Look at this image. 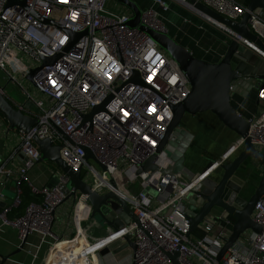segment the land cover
<instances>
[{
  "label": "built area",
  "instance_id": "built-area-1",
  "mask_svg": "<svg viewBox=\"0 0 264 264\" xmlns=\"http://www.w3.org/2000/svg\"><path fill=\"white\" fill-rule=\"evenodd\" d=\"M0 0V71L21 85L26 102L20 106L35 116L38 123L31 133L20 132L14 156L23 153L27 160L16 169L0 166V183L15 182V197L0 211L1 227L11 225L19 230L21 241L34 245L31 234L40 235V244L51 245L53 261L63 264V253L56 258L58 244L74 245L77 256L86 253L88 264H95L99 253L117 240L130 237L136 245L132 255L135 264H172L167 253L180 252L182 264H264V193L258 199L252 217L262 226L260 234L247 231L228 250L221 261L217 255L227 242L234 224L227 212L210 214L200 225L202 236L191 231L185 196L222 163L227 162L244 142L233 151L213 160L189 183L179 174H164L161 169L174 162L166 148L157 149L170 122L173 106L185 100L191 85L178 62L159 43L139 27L129 26L131 12L109 7V0ZM170 1L226 33L264 59V50L254 41L238 35L230 27L204 18L189 0H153V6L142 10L141 23L169 33L166 12ZM220 14L239 21L247 6L237 0H198ZM185 21H191L185 17ZM203 27V26H201ZM250 29L264 42V9L250 11ZM72 33H83L67 50ZM59 55L53 64L44 65L42 57ZM27 59L30 65L25 62ZM40 68L28 79L33 69ZM28 79L36 97L18 80ZM141 81V82H139ZM3 86L0 84V89ZM5 93V87L2 89ZM258 108L248 121L249 134L255 147L264 154V88L256 89ZM32 104L33 108L29 106ZM105 104L92 121L84 120L94 107ZM33 135L49 138L61 145V156L73 169H81L82 178L95 190H114L126 199L141 222L126 224L119 230L89 240L82 220H90L92 207L85 194L78 191L70 177L60 171L56 185L37 186L28 180V172L42 156ZM87 146L107 167L117 182H110L102 168L85 158ZM156 155L160 169L138 170ZM224 155L226 157L224 158ZM99 164V163H98ZM212 164H216L212 167ZM101 167V166H100ZM85 177L90 178L88 182ZM140 182V185H137ZM27 184L36 200L30 202L23 215L11 218L22 204L23 185ZM67 186L68 189L63 187ZM152 187L155 195L145 189ZM74 200L73 212L77 234L66 241L53 231L56 210ZM83 202L84 207L79 208ZM36 257V256H35ZM97 264V263H96Z\"/></svg>",
  "mask_w": 264,
  "mask_h": 264
},
{
  "label": "water",
  "instance_id": "water-1",
  "mask_svg": "<svg viewBox=\"0 0 264 264\" xmlns=\"http://www.w3.org/2000/svg\"><path fill=\"white\" fill-rule=\"evenodd\" d=\"M116 1L131 12L132 17L129 26L139 27L151 35L162 49L178 62L191 85L188 97L173 106V119L162 136V141L157 149V153H161L166 148L174 162L171 167L161 169V171L164 174H179L181 181L184 183H189L200 174H196L186 164L187 152L195 139V134L187 127L182 126L187 115L195 116L210 112L238 138L244 139L243 145L231 155L227 162L214 169L215 171L202 179L199 185L185 196L192 232L215 211L227 212L234 218L231 234L217 255V260L221 261L228 250L247 231L251 230L258 234L262 232V226L254 221L252 214L258 199L264 193V154L255 147L252 141L249 134L251 125L248 118L237 110L232 101L235 92L243 94L244 89L251 91L264 88V59L244 46L239 37H235L228 44L223 58L218 62H210L196 56L191 48L178 42L169 33L158 32L142 24V9L134 0ZM14 2L16 0H10L8 5ZM21 3L25 4V0ZM189 3L193 4L204 18L230 27L239 36L256 42L264 50L263 40L249 27L250 11L257 8L264 9V0H247V12L239 21L220 14L198 0H189ZM82 34L70 32L72 40L66 49L68 50ZM58 56L42 57L44 65L53 64ZM39 69H33L28 79L31 80ZM2 89L3 87L0 89V114L7 120L9 129L26 134L31 133L32 128L38 123V119L13 105ZM104 107L105 104L94 107L89 114L84 116V120L92 121L94 114L103 110ZM33 140L42 154L39 162L49 161L66 173L75 187V191L72 193L73 196L78 191L88 197L92 207L90 222L101 233L105 232L103 228L107 227L105 233L108 234L131 222H135L141 227L140 219L130 208L124 197L114 190L100 193L83 180L81 169L75 170L64 161L60 153L61 145L53 144L51 139H41L37 135H33ZM84 150L85 158L99 163L110 182L117 188V182L108 173L107 167L97 159L89 147L85 146ZM21 157L23 160H27L23 153H21ZM155 159L156 155L143 163L137 173L160 169L155 164ZM247 161L252 165L260 166L262 169V176L253 192L246 189L247 181L239 174V170ZM63 188L68 189L67 186ZM70 198L71 195L67 197L66 201ZM97 215L102 218V222L96 219ZM102 236L100 235L97 238ZM25 242L26 239L20 245L18 251L25 247ZM136 248V243L130 237H125L111 242L101 253L112 252L117 260H121L132 256ZM167 256L172 264H182L180 252L167 253ZM10 258L11 255L0 253V264H4Z\"/></svg>",
  "mask_w": 264,
  "mask_h": 264
},
{
  "label": "crops",
  "instance_id": "crops-1",
  "mask_svg": "<svg viewBox=\"0 0 264 264\" xmlns=\"http://www.w3.org/2000/svg\"><path fill=\"white\" fill-rule=\"evenodd\" d=\"M142 10L153 6V0H134ZM239 1V0H237ZM239 1V2H243ZM110 3V1H109ZM171 7L178 8V4L170 1ZM114 9L121 10L123 12H130L127 8L122 5H116L113 7ZM179 12L180 14H178ZM180 11H172L166 12L165 16L167 17V21L172 22L175 26L182 25L183 21L181 18ZM182 21V22H181ZM200 21V20H199ZM196 24V25H195ZM188 23V25H182L183 30L185 33L188 34L187 40L188 45L187 47L191 48L193 53L200 58L207 59L210 62H218L220 61L223 56L225 55L228 44L231 42L232 38L227 35L226 33L218 30L213 29L211 27H206L202 21L197 23ZM199 24V25H198ZM203 24V25H202ZM203 26V27H201ZM170 32V30H169ZM174 37L175 34H173ZM253 92V93H252ZM12 102V101H11ZM26 99L22 103H17L16 107H20L24 105ZM233 102L236 104L237 110L246 118H250L252 114L258 108V101H257V93L256 90L253 89L251 91L243 90V94L235 92L233 95ZM29 106H33L29 104ZM33 108V107H31ZM195 116H199L204 120L203 130L200 128L197 130H193L192 128L188 127L194 134L195 139L191 144L186 156V164L187 166L193 170L196 174L203 172L212 162V158L220 157L222 155V151H224V147L220 145V149H216L217 143H223L224 141L226 144V136H234L235 139L238 138L233 132L227 129L215 115L210 112L201 113ZM213 125H210L213 123ZM211 126V127H210ZM200 131V132H199ZM20 131L9 129V125L7 120L0 114V166L6 164L11 169H16L18 165H21L24 161L21 155L14 156L15 149L18 148L20 142ZM232 134V135H231ZM193 146L198 147L199 152L195 154L196 158L188 157L189 151ZM225 146V145H224ZM194 147V148H195ZM188 159H190L188 161ZM216 164H212L214 168ZM262 170V169H261ZM60 168L55 164H42L37 163L33 168H31L28 172V180L32 181L37 186H54L58 182V172H60ZM215 171V170H213ZM262 176V174H261ZM3 176H0V181L3 180ZM15 192V182L9 181L6 184L0 183V211L6 204H10L12 202L13 194ZM149 194L155 195V191L153 189L152 192L147 191ZM71 201V200H70ZM69 202V201H67ZM71 206H65V204L58 207L56 210V219L53 225V231L59 236V240H68L74 237L77 234V230L75 227L76 221L74 219L73 212V204L74 200L71 201ZM84 207L83 202L79 203V208ZM222 213L221 211H215L213 214L217 215ZM12 216V213H11ZM83 229L86 231L89 240H95L98 236L105 235L107 232V227L104 233L94 227L90 220L83 219L81 221ZM2 224V220L0 218V225ZM199 229V228H198ZM199 232L202 230L199 229ZM101 233V234H100ZM198 235V233L196 234ZM31 242L34 245H26L22 250L18 251L20 245L22 244L19 230L11 225H4L1 227L0 230V253L3 255H11V258L6 261L4 264H50V261H53V251L51 250V245L44 243L40 244V235L39 234H31L30 236ZM67 244L63 246H59V248H66ZM74 245L72 243L69 244L67 247V253L62 252L59 250V257L60 251L63 253V260L62 262H69L77 257H82L85 260L82 261V264H88V258L86 253H83L81 256H77L75 252H73ZM75 254V256H74ZM36 256V257H35ZM132 264L133 258L132 256L123 258L121 260H117L114 257L112 252L109 253H99L97 257V261L95 264Z\"/></svg>",
  "mask_w": 264,
  "mask_h": 264
},
{
  "label": "rangeland",
  "instance_id": "rangeland-1",
  "mask_svg": "<svg viewBox=\"0 0 264 264\" xmlns=\"http://www.w3.org/2000/svg\"><path fill=\"white\" fill-rule=\"evenodd\" d=\"M109 1H110V3H108V4H109V7L110 8H113L116 5H120V3L117 2L116 0H109ZM239 1H242V0H239ZM178 7L179 8H172V10L174 9L175 11L177 10V11H180L181 13H183V14H181V18L180 19H182V21H183L184 24L188 25V22L185 21V17H186V18H188L191 21L190 23H194L195 24L197 22L202 21L203 24H205L206 27H211L212 26L211 24L207 23L203 19H201L198 16L194 15L193 13H191L189 10L185 9L184 7L179 6V5H178ZM177 13L180 14L179 12H177ZM183 23H182V25H183ZM182 25L175 24V26H174V24L172 22L170 23V21H168V27H169V30H170L169 34H171V35L172 34H175V36H177V38H178L179 35L182 36V39L179 40V41H182L184 38L187 39V36H188V34L185 33V31L183 30L184 26L182 28ZM212 28L214 29L215 27L212 26ZM25 62L30 65V62L27 59H25ZM18 80H19V82H21L22 85H24L26 88H28L32 92V94L34 96L39 97L38 96V93H35V90H34V87H33V84L31 83V81H29L28 79L21 80V77L19 75H18ZM0 84L3 87H5V94H6V96L14 104L22 103V102L25 101L26 95L22 92L21 85L19 83L15 82V81H12L7 74H5L4 72H1V71H0ZM203 122H204V120L202 118H199V116L187 115L184 118V120H183L182 126L183 127H187L188 126V127L192 128L193 130H195V129L197 130V128L198 129L200 128V130H203V125H204ZM213 124H214V122L211 123L210 125H213ZM236 139H235L234 136H230V135L229 136H226V138H225L226 144H225V141H224V145L225 146L223 145V143H217L216 144V149L219 150L220 149V145H222V147H224V151H222V155H223L225 153V151H227L231 147V145L236 141ZM236 144H237V142H235V144L232 146V148L234 147V149H235V145ZM194 147L195 146H193V148H191L190 151H189V155H188L189 158L191 156L194 157V158H196L195 154L197 152H199V154L201 155V152L199 151L198 147H195V148ZM228 152H229V150H228ZM212 159L215 160L217 158L214 157ZM189 160L190 159H188V161ZM92 163L95 164L96 166H98L99 168H101L100 165L96 161L92 160ZM42 164L43 165L44 164L51 165L52 163L49 162V161H45V162H42ZM239 174H240V176L242 178H244L248 182L246 189L249 190L250 192H253L255 190V188L257 187L258 183H259V180H260L259 178H261L262 170H261V167L260 166H258V165L251 166V163H249L248 165L244 166L240 170V173ZM85 179L88 182H91L90 178L85 177ZM137 185H140V182H137ZM69 186L71 187L72 186V183H69ZM145 190L152 192L153 191V188L152 187H147ZM15 195H16V193L14 192L13 197H15ZM70 200L72 201L73 199L67 200L69 202L66 201L64 203L65 206H71L72 205V202ZM96 219L98 221L102 222V218L99 215L96 216ZM61 249L64 250V253H67V249L59 248V250H61Z\"/></svg>",
  "mask_w": 264,
  "mask_h": 264
},
{
  "label": "trees",
  "instance_id": "trees-1",
  "mask_svg": "<svg viewBox=\"0 0 264 264\" xmlns=\"http://www.w3.org/2000/svg\"><path fill=\"white\" fill-rule=\"evenodd\" d=\"M242 4H244V5H247V0H244L243 2H242ZM173 8V7H172ZM179 8V7H178ZM177 11V10H176ZM171 35V34H170ZM172 36H173V34H172ZM176 38V37H175ZM182 39V36H178V38H176V40L178 41V42H180L181 44H183V45H185V46H187L189 43H188V40L187 39H183L182 41H179V40H181ZM196 55V54H195ZM253 93V92H252ZM257 93V92H256ZM232 103H233V105L236 107V104L232 101ZM237 108V107H236ZM237 142V144L235 145V148L239 145V140H237L236 141ZM235 144V143H234ZM233 144V145H234ZM232 145V146H233ZM234 149V147L232 148H230L229 149V152L228 153H226V155L228 154H230L231 152H232V150ZM226 155H224V158L226 157ZM250 162L249 161H247L242 167H241V169L244 167V166H246V165H248ZM251 166H254V165H252L251 164ZM240 169V170H241ZM240 170H239V173H240ZM260 179V178H259ZM247 181V180H246ZM247 184H248V182H247ZM34 200H36V198H34L32 195H31V191H30V188H29V186L27 185V184H24L23 185V195H22V204H21V206L19 207V208H17V209H15V210H13V212H12V216H11V214H10V217L11 218H14V217H19V216H21V215H23L24 214V212H25V209H26V207H27V205L30 203V202H32V201H34ZM232 219L234 220V218L232 217ZM199 229L197 228L196 230H194L193 231V233L196 235L197 233H198V235H196V236H202V232L200 231H198Z\"/></svg>",
  "mask_w": 264,
  "mask_h": 264
},
{
  "label": "bare ground",
  "instance_id": "bare-ground-1",
  "mask_svg": "<svg viewBox=\"0 0 264 264\" xmlns=\"http://www.w3.org/2000/svg\"><path fill=\"white\" fill-rule=\"evenodd\" d=\"M65 244H67L66 242H63V243H59L58 244V249L56 250V258L57 259H59V246H63V245H65ZM64 249H67V248H64ZM62 250V252H64V250L63 249H61ZM73 252H75L76 253V255H77V251L75 250V249H73ZM74 256H75V254H74ZM83 260H85L84 258H82V257H77V258H75V259H73L72 261H69V262H62L63 264H82V261ZM58 262H60V260H58Z\"/></svg>",
  "mask_w": 264,
  "mask_h": 264
}]
</instances>
